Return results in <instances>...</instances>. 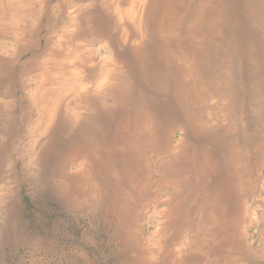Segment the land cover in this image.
<instances>
[{
	"label": "rangeland",
	"instance_id": "obj_1",
	"mask_svg": "<svg viewBox=\"0 0 264 264\" xmlns=\"http://www.w3.org/2000/svg\"><path fill=\"white\" fill-rule=\"evenodd\" d=\"M8 1L0 0V264H264V0L208 8L201 24L211 50L185 43L181 57L142 25L141 56L170 59L149 78L134 59V24L114 12L120 5L131 16L132 0H43L42 18L28 6L17 29L3 19ZM87 12L93 29L114 30L116 46L103 32L73 36ZM67 59L75 62H62V77ZM102 60L116 66L94 92ZM122 78L129 102L117 106L110 96ZM74 83L93 91V110L75 108L78 122L66 111Z\"/></svg>",
	"mask_w": 264,
	"mask_h": 264
},
{
	"label": "bare ground",
	"instance_id": "obj_2",
	"mask_svg": "<svg viewBox=\"0 0 264 264\" xmlns=\"http://www.w3.org/2000/svg\"><path fill=\"white\" fill-rule=\"evenodd\" d=\"M31 2L34 1V0H30ZM37 1V0H36ZM77 1V0H75ZM83 1V0H81ZM132 0L131 1V6H132V9H133V12H132V15H128V10H125V13L123 14L120 9H119V1L118 2V5L116 9H114V12H117L119 13L117 18L119 20V22H122L123 21V15L124 16H127V18L134 24V29H135V38L132 39V42H133V45H134V48H133V54H134V59L138 62L139 65H143V69L145 70V75H146V78H149L151 75V72L152 74L156 71H158L159 69H163L164 66L163 64H167L168 60L170 59H166L165 57H162L161 60H159V63H156V59H154V57H149V58H145L143 56H141V53H142V50H143V47H145V44H144V41L145 39H147V35L143 32V28L144 27H148L150 28V35L151 37H155L156 41H157V45H160V46H166V45H169V43L171 42H174L175 44V47H174V50L175 52L178 54V57H181L182 53H183V48L185 47V43H189L190 45H195V46H199V45H205V47L209 48L211 50V47H212V37L210 32L206 29H202V16H205L206 12L209 10L208 8H212V11L213 9L216 11V10H219L222 12V9H223V3L220 2V0H216L215 4H211L210 5V1L211 0ZM5 2V1H4ZM121 2V1H120ZM212 2V1H211ZM220 2V3H219ZM21 6H20V4ZM42 3L41 5H39L38 8H33L32 5H33V2L30 3L29 5H25V2H20V0H9L8 3L6 5H4L5 7L3 8V19H4V16L5 15H8L11 20L13 21L12 24H9V27L11 28H14V29H17L18 28V20L20 19V17L27 11V8H28V11H30L31 14H34L38 20L42 18L43 16V13H44V9L43 8V0L40 2ZM101 3L102 4H108L106 1L104 0H101ZM219 3V4H218ZM221 5V7H218V5ZM32 4V5H31ZM112 4V3H110ZM122 5V3H121ZM93 6V5H92ZM191 6V9L189 8ZM101 7V6H100ZM99 7V8H100ZM25 9V11H24ZM131 9V11H132ZM253 9V8H252ZM104 10V9H103ZM106 10V9H105ZM149 12V15L145 18V22H147L146 24L144 23V20H143V16H142V13H144V11H147ZM94 11V10H93ZM252 11V10H251ZM99 12V11H98ZM106 12V11H104ZM201 12L202 15L199 16L197 13ZM94 13V12H92ZM101 13L102 15V12H99ZM99 13H96V14H99ZM121 13V14H120ZM208 13V12H207ZM211 13V12H210ZM209 13V14H210ZM28 14V13H27ZM218 14V13H217ZM250 15V14H249ZM7 16V17H8ZM76 16V15H75ZM100 16V14L98 15ZM208 16H211L208 15ZM213 16V15H212ZM23 17V16H22ZM33 17V16H32ZM95 17V16H94ZM138 17V18H137ZM27 18V17H26ZM36 18V20H37ZM98 18V17H96ZM107 18V17H106ZM136 18H137V21H136ZM218 18V17H217ZM246 18V17H245ZM25 19V18H24ZM188 19V22H187V25L185 26L184 28V33L185 35L182 36L181 39H178L175 38L173 39L172 36H173V31L175 32V34L177 32H179V26L182 22L186 21ZM76 20V19H75ZM217 20V19H216ZM77 21V20H76ZM76 21H74V25H73V36L74 37H79V38H90V37H93V31L96 32V34H98L99 32H103V37L107 40V43L109 42L110 44H113L116 46L117 45V41L114 42V38H115V34H113V29H110L109 32L108 31V25H103L102 24V27L105 28L103 30H99V28H94L93 29V24H89L90 22H93V14H91V12H87L85 14H83V17H82V22L84 24L81 23L78 24ZM21 22V21H20ZM34 22V21H33ZM96 22V21H95ZM103 22V21H102ZM2 23V21H1ZM123 23V22H122ZM204 23V22H203ZM50 24V23H49ZM116 24V22H115ZM51 25V24H50ZM101 25V24H100ZM142 25H144V27L142 28ZM6 26V25H5ZM13 26V27H12ZM87 26V27H86ZM199 26V27H198ZM85 27V29H84ZM96 27V26H95ZM213 27V26H212ZM49 28V27H48ZM117 28V27H116ZM123 28V27H122ZM4 29V28H3ZM32 29V28H31ZM84 29V30H83ZM129 29V27H128ZM33 30V29H32ZM22 31V30H21ZM165 31L169 32V37L165 35ZM30 32V31H29ZM108 34H107V33ZM125 32V31H124ZM21 34V33H20ZM94 34V35H96ZM149 35V33H147ZM62 36V35H61ZM184 36H186V40L184 42ZM66 37V36H65ZM18 38V37H17ZM94 38V37H93ZM117 38V36H116ZM64 39V38H63ZM60 40V39H59ZM62 40V39H61ZM129 40V34H126L122 39L121 41L122 42H128ZM130 41V40H129ZM149 40H147L148 42ZM154 39L152 38V41H151V45L154 44ZM46 44H45V47L46 45H49L50 42H51V39L47 38L45 40ZM68 42V41H67ZM69 43V42H68ZM80 42L78 43H75V46L78 50V53L79 51L80 52H83L82 50V44H79ZM82 43V42H81ZM106 43V44H107ZM116 43V44H115ZM146 43V41H145ZM70 44V43H69ZM74 44V43H73ZM128 45H129V42H128ZM72 46V45H71ZM74 46V47H75ZM126 46V45H124ZM54 47V46H53ZM73 47V46H72ZM172 47V46H171ZM59 48V47H58ZM126 48V47H125ZM54 49V48H53ZM147 49V48H146ZM61 50V48H60ZM66 51V50H65ZM87 51V50H86ZM122 51V50H121ZM46 52V51H45ZM154 52V51H153ZM160 52V51H159ZM59 52H57L56 50H52L49 52V54L51 55L52 58H58ZM127 53V51H126ZM131 53V52H130ZM149 53V52H147ZM44 54V53H43ZM67 54V53H66ZM112 54V53H111ZM122 54V53H121ZM144 54V53H143ZM163 54V53H162ZM175 54V53H174ZM123 55V54H122ZM151 55V54H150ZM159 55V54H158ZM109 56V55H108ZM121 56V55H120ZM125 56V55H124ZM131 56V55H130ZM156 56V55H155ZM254 56V55H253ZM50 57V56H49ZM48 57V58H49ZM62 57V56H61ZM90 56L88 55L86 57V61L89 62ZM116 57V56H115ZM159 57V56H158ZM46 58V57H44ZM47 58V59H48ZM77 59V58H76ZM129 59V58H128ZM45 60V59H44ZM55 60V59H54ZM53 60V61H54ZM114 60V59H112ZM130 60V59H129ZM204 60V59H203ZM56 61V60H55ZM183 61V60H182ZM69 63L68 65L71 67L72 65H74V62H75V59H72V60H68L67 59V62L65 61H60L59 62V67L58 69L61 71V75L62 77L65 75V65H63V63ZM123 62V61H122ZM115 63V62H114ZM113 63V61L111 62L110 60H102L101 61V67H100V81L97 82L96 84V87L94 89V92H100L102 91L103 87L106 85L107 83V79H108V75L110 73V68H111V65L114 66L115 64ZM130 62L128 61V64ZM148 63H154L152 67H145V64H148ZM42 64V63H41ZM97 64V63H96ZM133 64V63H131ZM48 65L50 66V63H48ZM82 65V64H81ZM127 65V64H126ZM130 65V64H129ZM251 65V64H250ZM38 66V65H36ZM52 66V65H51ZM116 66V65H115ZM112 67V69L115 68ZM125 67V66H124ZM133 67V66H131ZM180 67V66H179ZM119 68V67H118ZM52 69V68H51ZM126 69V67H125ZM128 69V68H127ZM172 69V68H171ZM170 69V70H171ZM48 70V69H47ZM169 70V71H170ZM175 70V69H174ZM71 71V70H70ZM82 71V70H81ZM114 71V70H113ZM132 71V70H131ZM134 71V70H133ZM179 71H180V74L182 75V71L180 70L179 68ZM135 72V71H134ZM133 72V73H134ZM165 72V71H164ZM219 72V71H217ZM72 76L75 77V72H72ZM144 73V72H143ZM160 73V72H159ZM170 73V72H169ZM115 74V73H114ZM174 74V77L177 79L178 81V78L177 76H179V72L177 70H175L173 72ZM218 74V73H217ZM122 77H124L122 74H120ZM135 75V74H134ZM158 75V74H157ZM162 75V74H161ZM126 76V75H125ZM173 76V75H172ZM81 79L83 78L82 76H80ZM94 77V76H93ZM160 77V76H158ZM76 78V77H75ZM117 78V77H116ZM115 79V78H114ZM188 79V78H187ZM192 79V78H191ZM87 80V79H86ZM116 80V79H115ZM147 80V79H146ZM160 80V79H159ZM190 80V79H189ZM89 81V79H88ZM111 81V80H110ZM142 81V80H141ZM187 80L184 79V83L186 82ZM215 81V80H214ZM124 82V85L122 84ZM174 82V81H173ZM118 83V82H117ZM137 83V82H136ZM19 84H20V81H19ZM120 84V83H119ZM181 86V89L184 90V92L186 91V89L184 88L183 85H181V83H177V85ZM215 84V83H214ZM75 85V90H74V94H73V97H74V100H75V107L72 108V109H68V106L66 108V111L69 110V112L71 113V116L74 120V122H78V119L80 120V116L83 115L81 113H77V109L75 110V108H78V109H91L93 110V100H91L90 96L92 95L91 93H93V91L91 92L90 91V88H88L87 86H80V84L77 85L76 87V83H74ZM108 85V84H107ZM176 85V86H177ZM121 88L119 89L120 91H118L119 93L116 94L115 96L113 95V91L111 93V99H113V101H115L116 105H126L128 102H129V86L128 84L124 81V79L122 78V81H121ZM149 86V85H148ZM170 86V85H169ZM211 86V85H209ZM108 87V86H107ZM113 87V86H111ZM154 87V86H153ZM159 87V86H158ZM151 88V87H150ZM23 89V88H22ZM158 89V88H156ZM145 90V89H144ZM148 91V89H147ZM172 90H170L171 92ZM117 92V91H116ZM146 92V91H145ZM144 92V93H145ZM90 93V94H89ZM139 93V92H138ZM143 93V92H142ZM34 95V94H33ZM146 95V94H144ZM161 95V94H160ZM171 95V94H170ZM29 96V95H28ZM94 96V95H93ZM139 96V95H138ZM141 96V95H140ZM155 97V96H154ZM162 97H165V96H162ZM170 97V96H169ZM159 98V96H158ZM67 99V98H66ZM33 100V99H32ZM171 100V99H170ZM63 101V100H62ZM135 101V100H134ZM139 101V100H138ZM74 102V101H73ZM108 102V101H107ZM141 102V100H140ZM135 103V102H134ZM173 103V102H172ZM48 103H43L42 104V110L41 112H44L46 110L45 106L47 105ZM63 104V103H62ZM140 104V103H139ZM174 104V103H173ZM132 105V104H131ZM100 106V104H99ZM128 106V105H127ZM143 106V105H142ZM145 106V105H144ZM107 107V106H106ZM143 108V107H142ZM57 109V107H56ZM127 110V108H126ZM145 110V108H144ZM57 110H54L53 109H50L48 112L49 115H52V118L48 121V123H50L52 121V119L54 118L55 116V112ZM82 111V110H81ZM100 111V110H99ZM125 111V110H124ZM46 112V113H47ZM98 112V111H97ZM32 113V112H31ZM93 113L90 114L92 115V117L90 118L91 120L93 119ZM99 113V112H98ZM131 113V112H130ZM89 115V116H90ZM121 115H124V114H121ZM26 116V115H24ZM87 116V115H86ZM97 116V115H96ZM85 117V116H84ZM88 119V118H87ZM86 119V120H87ZM258 119V118H257ZM12 120V119H11ZM24 120V119H22ZM90 120V121H91ZM146 121V120H145ZM55 122V121H54ZM62 122V121H61ZM122 122V121H121ZM98 123V122H96ZM63 124V123H62ZM77 125V124H76ZM94 125V124H93ZM92 125V126H93ZM98 125V124H97ZM260 125V124H259ZM61 126V125H60ZM91 126V127H92ZM69 127V126H68ZM90 127V128H91ZM89 128V127H88ZM95 128V127H94ZM98 128V127H96ZM142 128V127H141ZM15 129V128H13ZM86 129V128H85ZM84 129V130H85ZM18 130V129H17ZM74 130V129H73ZM89 130V129H88ZM91 130V129H90ZM71 133V132H70ZM224 133V132H223ZM17 134V133H16ZM86 134V133H84ZM92 134V133H91ZM104 134V133H103ZM87 136V135H86ZM90 136V134H89ZM93 137V136H92ZM152 137V136H151ZM95 138V136H94ZM255 138V137H254ZM82 144V143H81ZM258 146V144H257ZM260 146V145H259ZM263 147V146H262ZM117 148V147H116ZM99 149V148H98ZM260 149V148H258ZM263 151V150H262ZM248 152V151H247ZM260 152V151H259ZM258 153V152H257ZM91 155V154H90ZM257 155V154H256ZM259 155V154H258ZM263 155V154H262ZM246 159V158H245ZM244 159V160H245ZM263 159V158H262ZM259 160V159H258ZM92 162V161H91ZM84 167V166H82ZM257 167V165H256ZM83 171V170H82ZM259 171V170H258ZM258 181V180H257ZM260 181V180H259ZM245 210V209H244Z\"/></svg>",
	"mask_w": 264,
	"mask_h": 264
}]
</instances>
